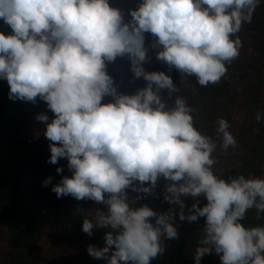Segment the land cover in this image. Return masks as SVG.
<instances>
[{"label":"clouds","instance_id":"9594fccd","mask_svg":"<svg viewBox=\"0 0 264 264\" xmlns=\"http://www.w3.org/2000/svg\"><path fill=\"white\" fill-rule=\"evenodd\" d=\"M260 3L142 0L125 22L109 0H0V19L12 30L0 32V79L9 85V99L39 97L47 104L52 118L36 117L50 141L47 162L67 159L71 172L51 190L57 198L104 206L83 219L89 236L108 229L103 247H87L91 257L106 264H151L164 251L162 238H178V215L189 223L204 218L195 264L212 253L220 264H264V225L243 223L251 209L264 213V178L218 176L217 143L195 126V109L182 96L166 104L160 91L172 98L178 87L165 72L143 67L150 33L161 46L156 58L182 79L195 77L202 87L218 83L239 57V33ZM126 55L134 77L146 81L134 94L118 92L107 72L108 63ZM217 124L227 151L237 141L228 121ZM161 179L173 209L133 206L129 190L151 194ZM186 198L194 201L187 213Z\"/></svg>","mask_w":264,"mask_h":264},{"label":"rangeland","instance_id":"374dc122","mask_svg":"<svg viewBox=\"0 0 264 264\" xmlns=\"http://www.w3.org/2000/svg\"><path fill=\"white\" fill-rule=\"evenodd\" d=\"M264 1V0H262ZM142 0H109L111 7L118 8L124 14L125 22L131 19L130 10L136 9ZM10 27L0 19V32L7 35ZM246 44L240 49V63L233 68L235 79L229 81V89L231 92L238 93L237 102H231L228 106H220L219 97L214 94L206 98L201 96L207 87L198 85L195 77L191 80L194 82L193 87L195 92L199 95L195 105V115L200 120L195 126L204 134L211 136L217 143L216 151L213 153L216 159L214 171L218 176L228 179L231 176L245 175L255 176V173H264V161L260 158L264 157V81H260L259 74L251 71V66L264 69V40L256 39L248 35ZM145 47L147 49V58L143 63V67L148 61H155L156 64L162 62L156 58V53L160 50L156 44L155 38L150 33H145ZM255 57L259 60L252 62L250 58ZM120 66L128 80L125 82L129 86L128 92L137 91L140 89L139 85L131 79L133 75L131 71V61L128 56L119 57ZM170 70L168 65L165 66ZM160 71L159 68L156 69ZM108 72V68H107ZM173 76V71L165 72ZM109 74V72H108ZM254 74V75H252ZM110 75V74H109ZM249 80L252 84L248 87L246 81ZM205 90V91H204ZM220 92V91H219ZM175 93H173L174 95ZM163 99H169L168 90L160 91ZM111 100V97L105 98V102ZM34 109L30 111L28 119V127L21 132V135L31 144L40 155L46 160L49 159L51 153L49 144L50 141L44 135L45 125L43 122L37 120L39 114H47L52 118L53 114L47 108V104L40 98L35 101ZM259 114L261 120L258 122L256 116ZM225 119L229 123V131L235 137L237 143L234 147H229L227 151L223 150L221 145V137L217 133V121ZM67 159H61L54 165L55 169L58 167L63 168L61 179L63 176H71V172L67 167ZM129 198L134 200L133 206L136 203L138 195L135 191L128 192ZM149 195V194H148ZM54 199L57 198L56 194H52ZM62 201V200H61ZM194 202V201H193ZM192 202V203H193ZM60 208L53 214L52 227H44L46 233L40 239L38 246L40 248V255L36 257L37 264H106L103 259H95L87 252L89 245L97 247L104 246L103 237L108 229L100 228L95 229L92 236L82 231V223L85 216L94 214V209L104 207L95 204L92 201H79L77 206L69 207L68 201L60 202ZM153 210L157 212H168L173 209V206L165 200L160 204L150 202ZM202 206V204H201ZM175 226L177 227L178 234L183 230L189 229L183 234L185 248H182L178 256L171 253L169 245L166 244V238H162V244L165 246L164 252L166 253L165 264H188L189 261L194 260V250L198 246L201 239L202 230L199 225L192 229L187 221H180L178 215L175 218ZM243 223L246 226L264 225V213H257L255 209L249 210ZM14 229L12 221H5L0 218V264H9V237ZM50 235L63 236V239L57 243H53ZM189 245H188V244ZM94 259L96 262H94ZM200 264H220L214 254L205 255Z\"/></svg>","mask_w":264,"mask_h":264},{"label":"trees","instance_id":"16d2710c","mask_svg":"<svg viewBox=\"0 0 264 264\" xmlns=\"http://www.w3.org/2000/svg\"><path fill=\"white\" fill-rule=\"evenodd\" d=\"M11 34L12 30L10 28L7 35ZM248 35L264 40V1L262 0L260 6L253 13L251 23L245 24L239 33L242 46L246 44L244 41L247 40ZM250 60L256 62L259 59L252 57ZM240 61L238 57L228 65L226 75L218 83L209 86L200 95L205 98L212 94L217 95L220 99V106H228L231 102H237L238 93L231 92L229 81L235 79L233 68ZM166 65L163 61L158 64L155 61H148L144 69L149 72L157 71V68L163 72L173 71L174 75L171 78L179 91L174 95L172 94V98L162 99L171 106L176 96H182L194 108L199 95L195 92L192 78L182 79L176 69L170 68V70H167ZM119 66V57L114 62L107 64L108 72L117 86V91L124 94H134L135 91L128 92L129 86L125 83L128 78L122 74ZM251 71L259 74L260 81H264V69L252 65ZM131 79L140 88L146 86V81L142 77L137 79L134 75H131ZM246 83L248 87L252 86L249 80ZM9 90L7 81L0 79V218L14 223V229L8 241L9 264H37L35 259L40 255L38 243L46 233L44 227H52L53 214L60 208V202L68 201L69 207L72 208L77 206L79 201L71 196L60 197V200L53 198L52 194L54 192L51 189L53 185L59 183L61 174H58L54 165L48 163V160L36 151L33 144L21 135V132L28 127L30 111L35 108V102L9 99ZM193 115L196 124L200 118L195 113ZM260 160L264 161V157ZM254 175L255 177L264 178V173H255ZM49 177L52 178L51 182L44 186V181ZM165 184L166 182L163 179L159 180L156 188L149 195L135 191L140 197L136 200L135 207L147 204L152 208L150 202L160 205L164 201ZM192 202L191 198L185 199L186 207L184 210L186 213ZM178 211L179 209H176V212ZM196 225H199L203 230L204 218L194 222L191 225L192 229ZM202 230L200 231L202 232ZM186 231H189V229L183 230L176 239L166 238V244L169 245L171 253L178 256L182 248H185V244H182L181 241L185 240L184 237L188 238V236L182 237ZM50 239L53 243H57L63 239V236L50 235ZM164 246L162 244V247ZM212 254L220 262L219 257L215 253ZM166 257L167 255L163 251L162 254L151 261V264H165ZM94 262H96L95 259ZM188 264H195V262L189 261Z\"/></svg>","mask_w":264,"mask_h":264}]
</instances>
